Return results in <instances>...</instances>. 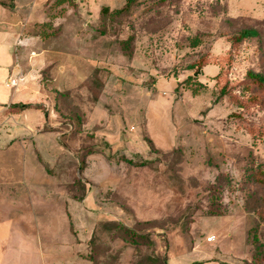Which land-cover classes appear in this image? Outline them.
Segmentation results:
<instances>
[{"label": "rangeland", "instance_id": "rangeland-1", "mask_svg": "<svg viewBox=\"0 0 264 264\" xmlns=\"http://www.w3.org/2000/svg\"><path fill=\"white\" fill-rule=\"evenodd\" d=\"M124 4L0 8L24 97L0 113L6 264H264V0L99 13Z\"/></svg>", "mask_w": 264, "mask_h": 264}, {"label": "crops", "instance_id": "crops-1", "mask_svg": "<svg viewBox=\"0 0 264 264\" xmlns=\"http://www.w3.org/2000/svg\"><path fill=\"white\" fill-rule=\"evenodd\" d=\"M14 1L15 0H11V4H12L11 7H7L5 3L8 1L0 0V8H5L10 11L11 8L14 6ZM100 6L101 5H99L98 7ZM4 31L5 30L0 24V87L3 86L5 89L4 93L0 92V113H2V111L4 110H8L9 107L11 106L10 104L24 101V97L22 96L21 93L16 94L13 88H9L5 85V83L9 78L15 79L18 83V81L22 80V76L20 77V74H18L16 72V69L14 68L13 48H14V44L17 41V33L13 34ZM21 105H25V104H21ZM22 111L23 113H25V109H23ZM21 114L22 113L19 112V115ZM28 127H29L28 129L25 127H21L20 131L23 130L30 133L31 128L30 126ZM15 132L18 133V129ZM20 133L23 132H19V134ZM5 135L7 136V144L13 141L12 137L10 138L8 137L10 135L9 132L5 131ZM16 198H18V195H16ZM14 213H15L14 220H10V218L5 219L3 217L0 218V264H6V262L12 258L16 259L18 256L17 253H19V242L22 240V233H20L21 229L19 227V214L21 212L19 210H14ZM7 216H9V214H7Z\"/></svg>", "mask_w": 264, "mask_h": 264}, {"label": "trees", "instance_id": "trees-1", "mask_svg": "<svg viewBox=\"0 0 264 264\" xmlns=\"http://www.w3.org/2000/svg\"><path fill=\"white\" fill-rule=\"evenodd\" d=\"M55 2L57 4H59V5H61V4L65 3V2H70V0H55ZM134 2H135V0H125V4H124V6L122 8H116V9H113V10H109L108 6H102L100 8V10H99V13H100L101 16H104V15H108V16H119L124 11H126L130 7V5L132 3H134ZM56 31H57V29L56 30H52V31H50L47 34H42V36L43 37H48L49 35H53ZM255 34H256V32L254 30H252V29H244V30H241L239 32V34H237V38L236 39L239 40V41L240 40H244V39H248V38H251V37L255 36ZM131 39L132 38H128V39L122 41L121 49L127 55H129V53L127 52V50H128V43H130V40ZM197 45H198V40H196V39L193 40L192 46L195 47ZM255 77L259 79V76L258 75H256ZM186 80H189V82L192 81L193 83L196 81L195 78L194 77H191V76H188L186 78ZM187 90H190L192 94H196L197 91H198V88L197 87H192V86H189L188 85ZM19 107L21 109H24V108L27 107V105H20ZM253 239H254V237H253Z\"/></svg>", "mask_w": 264, "mask_h": 264}, {"label": "built area", "instance_id": "built-area-1", "mask_svg": "<svg viewBox=\"0 0 264 264\" xmlns=\"http://www.w3.org/2000/svg\"><path fill=\"white\" fill-rule=\"evenodd\" d=\"M17 81L15 79L9 78L5 85L9 88H14L16 86ZM213 239V236H208L207 241H211Z\"/></svg>", "mask_w": 264, "mask_h": 264}]
</instances>
